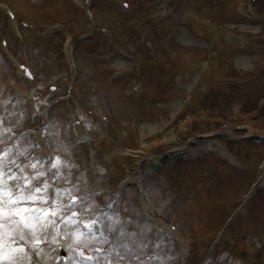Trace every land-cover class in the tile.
<instances>
[{"label":"rangeland","instance_id":"374dc122","mask_svg":"<svg viewBox=\"0 0 264 264\" xmlns=\"http://www.w3.org/2000/svg\"><path fill=\"white\" fill-rule=\"evenodd\" d=\"M237 1L0 0V109L9 123L0 133V264H65L57 239L66 264H82L78 253L106 264H263L264 143L221 140L264 134L252 96L229 91L236 75L251 84L263 77L254 65L264 52L260 25L237 22ZM238 10L255 19L251 6ZM193 99L188 113L202 101L204 111L179 117ZM39 139L54 152L52 166L40 159ZM70 209L96 218L101 233H82L72 220L54 233L46 214Z\"/></svg>","mask_w":264,"mask_h":264},{"label":"trees","instance_id":"16d2710c","mask_svg":"<svg viewBox=\"0 0 264 264\" xmlns=\"http://www.w3.org/2000/svg\"><path fill=\"white\" fill-rule=\"evenodd\" d=\"M254 7L256 8V10L258 11V12H260L263 16H264V0H254ZM260 24V23H259ZM260 33L258 34V39H259V41L261 42V43H263L264 44V24H260ZM264 47V46H263ZM255 71L256 72H258L260 75H262L263 77H262V83H264V65L263 66H260L258 69H255ZM255 73V72H254ZM228 78H229V75L227 76ZM236 77L239 79L240 78V76L239 75H236ZM235 85L237 86H234V85H232V86H229V91H230V94L231 93H233V94H235V95H240L241 97H246L247 95H251L252 96V102L253 103H251L253 106H252V108L251 109H254V107H255V104H254V102H255V99H256V96H257V94L256 93H254L253 94V92H254V88H253V86H252V88L251 87H248V90H240V88H241V84L239 83V84H236L235 83ZM262 89H264V85L262 86ZM240 93H242V94H240ZM229 94V95H230ZM253 98H255V99H253ZM203 102V101H202ZM202 102L200 103V104H196V106L194 107L195 108V110H197V112L196 113H192V115L193 116H198V115H196L198 112H200V111H202V110H204L203 109V107H202ZM245 108H247V105L246 106H244ZM262 113H264V110L262 111ZM195 120V119H194Z\"/></svg>","mask_w":264,"mask_h":264},{"label":"snow or ice","instance_id":"6c2138e0","mask_svg":"<svg viewBox=\"0 0 264 264\" xmlns=\"http://www.w3.org/2000/svg\"><path fill=\"white\" fill-rule=\"evenodd\" d=\"M36 191L38 192V191H40V189H39V188H37V189H36ZM33 198H34V197H33Z\"/></svg>","mask_w":264,"mask_h":264}]
</instances>
